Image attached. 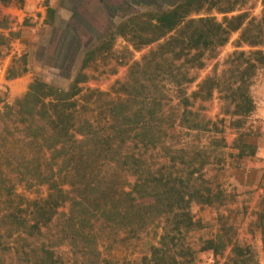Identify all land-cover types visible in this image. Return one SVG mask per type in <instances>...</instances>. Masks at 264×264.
<instances>
[{
	"label": "trees",
	"instance_id": "obj_1",
	"mask_svg": "<svg viewBox=\"0 0 264 264\" xmlns=\"http://www.w3.org/2000/svg\"><path fill=\"white\" fill-rule=\"evenodd\" d=\"M213 1L179 0L167 9L150 5L151 10L134 14L119 24L118 28L125 32L130 26L131 30L127 31L130 33L129 42L137 50L141 45L155 46L135 62L136 66L140 64L148 71L150 82L143 83L136 77L133 82L128 77L119 82L120 88L127 92V98L122 105H112L109 113L113 122L111 134L119 140L120 146L115 145L114 152V148L102 140L99 144L106 158L111 156V163L107 166L115 173L121 171L125 178L124 185L119 191H112L109 198L104 192L105 179L72 181L78 176V162L87 151L85 142H96L101 138L87 121H75L76 102L73 98L86 81L84 70L101 52L103 45L84 50L80 69L67 93L35 79L23 96L0 111V137L11 134L35 150L34 154L26 153L17 160L10 152L1 151L0 155H5L1 159L6 169L10 175L19 177L25 189L44 185L47 194L43 200L27 201L16 193L6 172L0 170V214L4 213L0 222L8 220L14 226L26 227L20 213H24V205L30 207L34 224L25 229L24 234L41 233L48 226L54 229V243H42L41 247L43 258L50 264H64L61 244L75 236L83 240L91 238L95 222L120 229L130 240L139 242V255L125 264H199L201 254L211 252L213 256L221 257L228 248L230 264H258L252 260L248 247L226 243L219 232L211 239L203 238V223L195 219L191 209L193 205L213 207L222 203L223 192L218 185H211L208 168L220 165L224 159L221 154L206 155L200 149L190 151L178 144V135L185 131V134H210L213 137L209 138V143L213 148H226L225 139L215 136L222 132V120H213L203 105L216 91L222 108L226 110L227 105L234 108L232 114L236 117L231 124L236 130V138L231 143L233 149L244 158L255 153V146L243 139L244 120L254 109L248 94V80L253 76L255 65L247 60L249 58H244L246 53L239 52L238 57L230 58L232 70L230 68L226 74L223 71L220 75L212 72L198 84L196 92L186 94L188 85L197 79V71L204 66L199 62L202 52L222 48L230 33L237 32L246 19V15H238L224 19L223 25L215 19L191 18L192 13L200 12ZM0 3L22 4L23 0H0ZM261 4L262 14L256 27L264 30V0ZM47 13L49 23H52L54 10L47 8ZM0 26L6 27V23ZM246 29L240 31V40L244 38L246 45L254 47L263 43H256V40L261 39L264 31L247 37ZM110 39L108 36L102 43L107 44ZM248 54L255 57L260 66L264 64V51L255 50ZM136 66L131 67L129 75L137 73ZM163 82L176 89L178 101L171 107L169 100L165 103L159 96L164 89ZM42 153L45 154V163ZM79 190L101 194L103 199L74 195ZM260 220L264 233V215ZM156 224L161 230L158 241L142 251L145 246L142 234Z\"/></svg>",
	"mask_w": 264,
	"mask_h": 264
},
{
	"label": "rangeland",
	"instance_id": "obj_2",
	"mask_svg": "<svg viewBox=\"0 0 264 264\" xmlns=\"http://www.w3.org/2000/svg\"><path fill=\"white\" fill-rule=\"evenodd\" d=\"M178 1L23 0L22 4L0 3V25L6 23V27L0 26V97L3 99L0 102V111L5 105H12L15 99L23 96L35 79L67 93L80 69L84 50L100 48L103 45L101 52L92 58L84 70L86 81L80 85V93L73 98L76 102L73 112L75 121H87L101 136L96 142H85L84 149L87 151L78 162V176L72 178L73 183L105 179L106 184L103 186L106 198H109L112 191H119L124 185V175L121 171L115 173L107 166L111 163V156L106 158L105 151L99 144H102V140L114 148V152L115 145L120 146L119 140L111 134L113 122L109 113L112 105H122L127 98V92L120 88L119 82L126 77L130 81L136 77V80L140 79L143 83L150 82L148 71L140 64L136 66L135 62H139L155 45H141V49L137 50L129 42L130 33L127 31L131 30L130 26L126 32L118 27L126 18L151 10L150 5L167 9ZM261 1L214 0L213 4L209 3L200 12L190 15L194 19H215L223 25L224 19L238 15H246V19L237 32L230 33L222 48L216 47L214 51L202 52L199 62L204 66L197 71V79L186 90L187 95L196 92L198 84L214 71L219 75L223 71L226 74L228 69L232 70L230 58L238 57L239 52L246 53L244 58H249L247 60L255 65L253 76L248 80V94L254 109L244 120L243 139L255 146L254 155L239 157L237 150L233 149L231 143L236 138V130L231 124L236 117L232 114L234 108L229 105L226 110L222 108L216 91L209 102L203 105L207 109V115L213 120H222V132L215 136L225 139L226 148H213L209 143V138L213 137L210 134H185L182 131L178 135V144L188 150L200 149L206 155L221 154L224 159L220 165L208 168L211 185H218L223 192L222 203L213 207L193 205L191 209L195 219H200L203 223V238L211 239L219 232L226 243L248 247L252 260L258 264H264V233L260 228V216L264 215V64L260 66L254 60L255 57H249L248 53L264 51V33L261 39L256 40V43L262 41V44L249 47L244 43V38L243 41L240 40V31L247 27V37L264 31L256 27L263 9ZM47 8L54 10L51 24ZM225 11L229 12L223 13ZM108 36H111L110 41L107 44L102 43ZM132 66H136L137 73L132 72L129 75ZM10 76L11 79H8ZM161 85L164 89H161L159 96L164 98V102L168 103L169 100V107L177 104L175 87L165 82ZM144 96L148 97L146 93ZM25 144L11 134L2 135L0 154L1 151L10 152L14 160L22 155L34 154L33 147ZM95 145L99 147L96 148ZM42 155L45 163V154ZM1 156L5 155H0V170L6 172V177L15 186L16 193L24 196L27 201L46 198V186L34 185L25 189L17 175L9 174ZM77 194L99 201L103 199L101 194H90L84 190L74 192V195ZM25 207L26 205L22 207L24 213H20V216L26 227L14 226L8 220L0 222V264H50L43 258L41 247L42 243H54V229L48 226L41 233L33 231L31 236L24 234V230L34 224L35 218L31 215L30 207ZM3 215L4 213L0 214V217ZM160 234L157 224L148 228L141 237L145 245L141 250L145 251L149 244L155 245ZM130 239L120 229L95 222L91 238L86 237L83 240L75 236L61 244V259L64 264H125L139 255V242ZM229 253L228 248L221 257H215L211 252L201 254L199 264H230Z\"/></svg>",
	"mask_w": 264,
	"mask_h": 264
},
{
	"label": "crops",
	"instance_id": "obj_3",
	"mask_svg": "<svg viewBox=\"0 0 264 264\" xmlns=\"http://www.w3.org/2000/svg\"><path fill=\"white\" fill-rule=\"evenodd\" d=\"M28 86V85H27Z\"/></svg>",
	"mask_w": 264,
	"mask_h": 264
}]
</instances>
